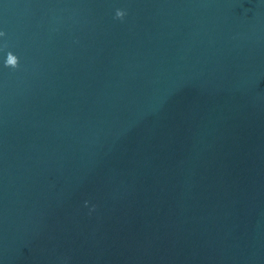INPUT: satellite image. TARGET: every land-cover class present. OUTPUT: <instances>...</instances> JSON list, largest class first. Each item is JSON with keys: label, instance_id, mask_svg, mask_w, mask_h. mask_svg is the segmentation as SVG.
Returning a JSON list of instances; mask_svg holds the SVG:
<instances>
[{"label": "water", "instance_id": "obj_1", "mask_svg": "<svg viewBox=\"0 0 264 264\" xmlns=\"http://www.w3.org/2000/svg\"><path fill=\"white\" fill-rule=\"evenodd\" d=\"M0 32V264H264V0H0Z\"/></svg>", "mask_w": 264, "mask_h": 264}, {"label": "clouds", "instance_id": "obj_2", "mask_svg": "<svg viewBox=\"0 0 264 264\" xmlns=\"http://www.w3.org/2000/svg\"><path fill=\"white\" fill-rule=\"evenodd\" d=\"M125 15H126V13L123 10H117V12H116V16L118 19H123L125 17ZM3 35H5V33L0 32V36H3ZM6 66L12 67V68L18 67L19 66V58L10 52L7 56Z\"/></svg>", "mask_w": 264, "mask_h": 264}]
</instances>
